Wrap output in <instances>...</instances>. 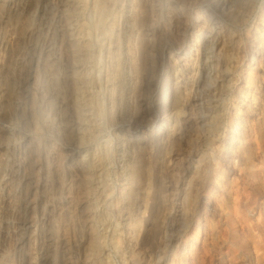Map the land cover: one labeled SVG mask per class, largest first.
<instances>
[{
  "label": "rangeland",
  "instance_id": "1",
  "mask_svg": "<svg viewBox=\"0 0 264 264\" xmlns=\"http://www.w3.org/2000/svg\"><path fill=\"white\" fill-rule=\"evenodd\" d=\"M67 1L0 0V264H264V0Z\"/></svg>",
  "mask_w": 264,
  "mask_h": 264
},
{
  "label": "bare ground",
  "instance_id": "2",
  "mask_svg": "<svg viewBox=\"0 0 264 264\" xmlns=\"http://www.w3.org/2000/svg\"><path fill=\"white\" fill-rule=\"evenodd\" d=\"M70 1V2H69ZM69 1H67L66 2V6H69L70 8H71V13H72V15L74 14L75 15V20H78V19H76V18H78V16L80 15V10L82 9V8H84L83 6H84V1H86V0H69ZM161 2L160 0H152V2ZM93 2H94V5L96 6H98V7H100L98 4H100V5H102L101 7H103V8H106L109 12L116 6V4H117V0H93ZM92 2V3H93ZM93 5V6H94ZM105 6V7H104ZM82 7V8H81ZM98 7H96V9L98 8ZM153 7V8H152ZM67 8V7H66ZM81 8V9H80ZM95 8V7H94ZM102 8V9H103ZM68 9V8H67ZM101 9V8H100ZM105 9V10H106ZM104 10V9H103ZM106 10V11H107ZM156 9L154 8V5H153V3L151 4V11L153 12V11H155ZM82 11V10H81ZM173 11V10H172ZM181 11V10H180ZM122 12V11H121ZM161 12V10H159L158 11V13H160ZM108 13V12H107ZM119 14H120V12H119ZM118 14V15H119ZM183 14V13H182ZM122 15V13L120 14V16ZM141 15V14H140ZM143 15V14H142ZM152 15V17H153V14H151ZM150 15V16H151ZM179 15H180V13H179ZM179 15H177V16H179ZM120 16H118V17H120ZM180 17V16H179ZM177 18V17H176ZM133 19V18H132ZM175 20H177V19H175ZM139 21V16L138 15H135V17H134V19H133V23H137ZM142 21V20H141ZM144 21V20H143ZM80 22V21H79ZM78 22V23H79ZM140 22V21H139ZM138 22V23H139ZM176 22V21H175ZM179 22V21H178ZM76 23H77V21H76ZM72 30V29H71ZM80 46V45H79ZM227 50H225V51H223V57H224V59H223V63H224V66H225V64L227 65V61H226V57H227V55H226V52ZM228 59V58H227ZM225 61L227 62V63H225ZM172 68V67H171ZM173 70V73H174V68L172 69ZM175 70H176V68H175ZM79 75V74H78ZM220 86V85H219ZM218 88V87H217ZM187 91V90H186ZM185 91V92H186ZM188 93V92H187ZM184 94L181 92L180 93V91L178 90L177 92H176V94L173 96V106H172V108H173V111H171L172 113L169 115L171 118H172V121H173V123H174V126H178L179 127V119H178V117L180 116V115H182L183 113H184V111H185V109H184V103L182 102L183 101V99H184V97L185 96H183ZM76 99V98H75ZM186 101V100H185ZM172 108H171V110H172ZM169 116H168V118H169ZM166 118V117H165ZM167 120V119H166ZM171 120V119H170ZM169 125V124H168ZM172 125V124H171ZM173 126V127H174ZM169 128V127H168ZM171 128V127H170ZM176 129V128H175ZM172 130V129H171ZM171 133V132H170ZM169 133V134H170ZM171 144V143H170ZM167 146V145H166ZM168 149V148H167ZM91 162V161H90ZM87 165V164H86ZM97 166V165H96ZM88 167V166H87ZM89 177V176H88ZM92 190V189H91Z\"/></svg>",
  "mask_w": 264,
  "mask_h": 264
}]
</instances>
